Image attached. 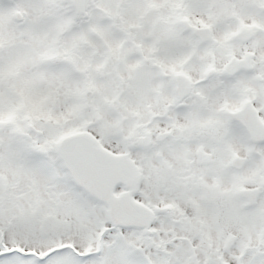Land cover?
I'll return each instance as SVG.
<instances>
[{
    "label": "snow or ice",
    "instance_id": "obj_1",
    "mask_svg": "<svg viewBox=\"0 0 264 264\" xmlns=\"http://www.w3.org/2000/svg\"><path fill=\"white\" fill-rule=\"evenodd\" d=\"M0 264H264V0H0Z\"/></svg>",
    "mask_w": 264,
    "mask_h": 264
}]
</instances>
